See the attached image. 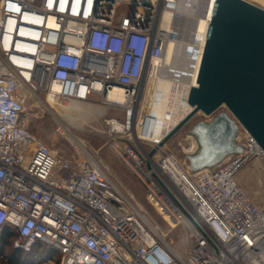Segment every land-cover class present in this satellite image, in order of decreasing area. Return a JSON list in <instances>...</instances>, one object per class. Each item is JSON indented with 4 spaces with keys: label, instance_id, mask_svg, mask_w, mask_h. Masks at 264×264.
<instances>
[{
    "label": "built area",
    "instance_id": "1",
    "mask_svg": "<svg viewBox=\"0 0 264 264\" xmlns=\"http://www.w3.org/2000/svg\"><path fill=\"white\" fill-rule=\"evenodd\" d=\"M205 2L0 0V232L15 230V248L30 252L45 244L58 253L57 263L47 260L54 264H264V205L236 181L249 160L264 162L263 149L241 128V152L192 171L161 145L173 129L161 124L171 115L142 104L144 84L155 74L190 84L173 98L191 108L199 69L196 78H185L166 59L170 45L191 38L200 19L210 26L202 17ZM114 90L124 102L108 99ZM97 98L124 110L123 119H104L102 132L165 232L85 145L71 136L78 156L65 157L23 120L28 102L48 104L58 108L62 128L65 102L92 107ZM177 227L189 241L183 256L167 237Z\"/></svg>",
    "mask_w": 264,
    "mask_h": 264
},
{
    "label": "water",
    "instance_id": "2",
    "mask_svg": "<svg viewBox=\"0 0 264 264\" xmlns=\"http://www.w3.org/2000/svg\"><path fill=\"white\" fill-rule=\"evenodd\" d=\"M202 17L211 22L197 85L190 86L192 108L161 142L197 113L209 116L225 106L228 111L200 120L188 131L196 142L185 155L192 171L213 168L241 152V128L264 151V0H206Z\"/></svg>",
    "mask_w": 264,
    "mask_h": 264
},
{
    "label": "rangeland",
    "instance_id": "3",
    "mask_svg": "<svg viewBox=\"0 0 264 264\" xmlns=\"http://www.w3.org/2000/svg\"><path fill=\"white\" fill-rule=\"evenodd\" d=\"M39 96L45 103L44 92ZM43 105L35 107L30 102L27 103L23 112V120L28 130L47 144L56 148L59 153L65 157H75L78 153L75 151L74 145L70 142V137L76 139L95 153L102 161L107 163L112 171L116 173L118 179L128 186L140 198L146 211L161 225V229L165 232L166 226L156 213L154 208L145 199V190L137 180V178L129 171L124 163L114 154L112 149L107 145V137L102 132L104 127V119L109 117H119L123 119L124 110L114 105L103 104L100 100L94 99L92 107L76 101L65 102L63 105L64 118L63 127L59 126V115L55 109ZM59 111H61L59 109ZM228 111L225 106L220 107L212 115L197 113L189 122L182 126L175 134H173L165 143L164 148L174 153L183 162L188 164L185 158L186 154L192 153L196 148L195 140L188 134V131L195 123L200 120H211L214 115L220 112ZM72 112V113H70ZM59 117V118H58ZM74 137V138H73ZM243 134L241 130L238 133L237 141L242 142ZM189 166V164H188ZM236 181L249 196V198L259 206L264 205V162L254 157L244 164L236 174ZM168 239L173 240L176 252L183 256L189 241L185 239L183 228L177 227L167 234ZM14 241V240H13ZM14 245L8 247L7 252L13 250ZM35 249V248H34ZM33 250V249H32ZM57 263V259H54ZM0 264H7L5 260H0ZM21 264H54L47 262L39 257L23 254Z\"/></svg>",
    "mask_w": 264,
    "mask_h": 264
},
{
    "label": "bare ground",
    "instance_id": "4",
    "mask_svg": "<svg viewBox=\"0 0 264 264\" xmlns=\"http://www.w3.org/2000/svg\"><path fill=\"white\" fill-rule=\"evenodd\" d=\"M183 2L193 5L197 2V0H183ZM197 26L198 29L192 34L191 38H188V36H183L181 37V44L179 43V45H170L166 59V64H170L171 66L172 64H175V69L179 70V76H185V78L189 76H195L194 78H196L197 76L203 55V47L207 37L209 22H207L205 19H200ZM187 44L189 46H187ZM176 46L179 48L177 49L178 57L175 59ZM174 80L175 79L170 78L167 79V77H159L157 79L155 74H151L144 84V93L142 94L143 107L145 108L146 106L153 105V108L156 111L161 112L163 110H167L168 114L171 115L170 117L172 118V121L170 120L169 123L167 121L162 122L161 128L163 129L169 126V124V127L174 128L184 118V115L192 108L191 106V108L185 107L184 102H175V99L173 98H176L177 95H183L188 90L190 84ZM194 82L195 80H193L192 83ZM108 99H118L120 102H124L126 98L120 90H114L108 94ZM113 127L115 128V124ZM77 142L79 143L78 140ZM82 147L91 154V151H88L85 146Z\"/></svg>",
    "mask_w": 264,
    "mask_h": 264
},
{
    "label": "trees",
    "instance_id": "5",
    "mask_svg": "<svg viewBox=\"0 0 264 264\" xmlns=\"http://www.w3.org/2000/svg\"><path fill=\"white\" fill-rule=\"evenodd\" d=\"M15 237V230L8 226L0 232V260H5L7 264H21L23 254L39 257L44 261L52 258L59 260L56 250L42 243H37L34 246L35 249L33 248L30 252H25L13 246V250L8 253L7 249L13 245Z\"/></svg>",
    "mask_w": 264,
    "mask_h": 264
}]
</instances>
